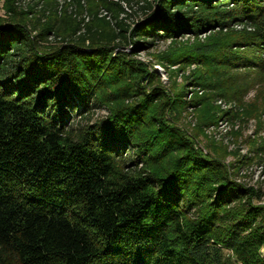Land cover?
<instances>
[{
  "label": "trees",
  "instance_id": "1",
  "mask_svg": "<svg viewBox=\"0 0 264 264\" xmlns=\"http://www.w3.org/2000/svg\"><path fill=\"white\" fill-rule=\"evenodd\" d=\"M80 1L0 19V264H264V195L164 121L133 58L208 33L164 58L262 75L264 0H137L130 24L129 0Z\"/></svg>",
  "mask_w": 264,
  "mask_h": 264
},
{
  "label": "rangeland",
  "instance_id": "2",
  "mask_svg": "<svg viewBox=\"0 0 264 264\" xmlns=\"http://www.w3.org/2000/svg\"><path fill=\"white\" fill-rule=\"evenodd\" d=\"M50 1L0 0V19H8L19 11L24 15L29 8L34 12ZM56 2L63 4L71 0ZM80 4L84 7L81 9L89 8L86 0H81ZM138 5L137 0H129V4L121 2L128 15H121L126 24L143 17ZM74 6L75 2L66 4L67 11L73 10ZM81 18L86 22L89 19L87 12L77 16V19ZM231 34L217 35L216 39L226 42L237 35ZM210 36L205 33L198 37L159 40L149 50L139 51L133 58L145 64V69L152 73L150 78L144 77L140 85L145 92L157 87L159 93L166 95L171 106L162 112L164 121L180 130L196 150L224 165L232 181L259 190L264 195V74L193 62L169 63L164 58L197 41H206ZM117 52L131 56L127 45ZM153 105L158 108L159 103L153 102ZM105 115L104 109H95L90 123ZM254 202L264 206V198ZM260 255L264 258V247ZM231 264L237 263L231 260Z\"/></svg>",
  "mask_w": 264,
  "mask_h": 264
}]
</instances>
